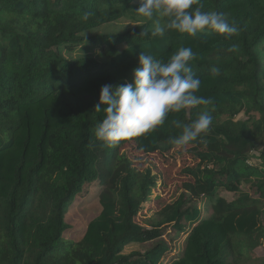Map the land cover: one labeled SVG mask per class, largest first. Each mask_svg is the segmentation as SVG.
I'll use <instances>...</instances> for the list:
<instances>
[{
  "label": "trees",
  "instance_id": "16d2710c",
  "mask_svg": "<svg viewBox=\"0 0 264 264\" xmlns=\"http://www.w3.org/2000/svg\"><path fill=\"white\" fill-rule=\"evenodd\" d=\"M202 3L204 11L226 14L238 33L142 36L150 25L134 12L141 0H0V264H162L172 250L163 239L169 230L183 240L175 264H264L235 242L255 215L264 221V151L255 154L264 142V0ZM85 11L93 13L86 22ZM126 17L139 24L91 34ZM85 46L100 57L91 49L77 51ZM180 46L196 53L190 64L201 80L197 95L214 104L170 113L155 131L115 146L97 140L96 126L105 116L95 111L102 86L132 82L142 51L167 60ZM62 50L78 53L69 59ZM205 110L213 116L210 129L187 144L218 146L195 151L205 161L187 171L203 207L183 192L150 224H140L136 218L155 181L150 171L129 166L116 193L104 186L97 195L99 213L85 226L83 241L65 245L72 228L68 209L99 180L100 165L113 176L127 143L149 153L177 148L169 142L182 131L174 121L190 124ZM225 113L245 116L236 132L219 126ZM261 238L264 243V230ZM144 244L153 245L125 252Z\"/></svg>",
  "mask_w": 264,
  "mask_h": 264
},
{
  "label": "clouds",
  "instance_id": "9594fccd",
  "mask_svg": "<svg viewBox=\"0 0 264 264\" xmlns=\"http://www.w3.org/2000/svg\"><path fill=\"white\" fill-rule=\"evenodd\" d=\"M202 0H141L134 12L150 26L140 35L163 38L175 31L195 37L206 30L231 38L238 33V26L231 23L226 14L204 11ZM93 15L83 12L86 22ZM235 51V47L229 49ZM196 59L191 47L180 46L167 60L157 58L150 51H142L138 66L133 69V81L115 85H103L95 111L105 113L96 126L95 137L111 147L121 141L139 138L155 131L164 124L170 113L213 105L211 98L197 95L201 80L195 75L190 62ZM215 74L217 68H212ZM101 104L104 105L101 109ZM210 111H201L190 124L174 121L181 133L170 137L177 147L185 146L206 133L212 124Z\"/></svg>",
  "mask_w": 264,
  "mask_h": 264
},
{
  "label": "rangeland",
  "instance_id": "374dc122",
  "mask_svg": "<svg viewBox=\"0 0 264 264\" xmlns=\"http://www.w3.org/2000/svg\"><path fill=\"white\" fill-rule=\"evenodd\" d=\"M138 24L139 23L132 18L126 17L108 23L100 27L98 30L91 32V34L122 33L134 28ZM84 48L91 49V51L95 52L97 57H100L97 53L98 50L96 48L94 50L92 46L79 47L77 51H83ZM62 51V54L69 59L74 58L78 53L67 54L65 50ZM217 116L221 117V114H217ZM244 118L245 116L242 115L239 118L233 119L228 117L227 113H225L222 115V121L219 126L226 128L231 132H236L239 128L240 120ZM94 149L100 157L103 156L102 147L99 142L95 144ZM209 149L217 150L218 146H206L204 144L185 145L166 153L159 151L149 153L146 151H138L133 143L123 145L121 148L120 160L114 175L109 176L107 171L102 168V165H100L101 175L99 180L87 184L83 191L77 196L72 206L68 209L67 220L72 228L64 235L65 245L69 242L83 241L82 232L84 231L85 226L99 213L97 195L104 186H109L116 193L120 180L128 173L129 166L137 172L145 175L150 171L149 173H151V176L155 181V184L152 186L150 197L143 204V209L136 218V221L140 224H150L151 220L155 218L156 214L165 205L176 200L183 192L189 197H192V201L197 202L199 206L203 207V203L193 197L194 191L192 190L191 184L192 178L187 171L196 165H202L205 161V159L195 157L194 152ZM260 151H264V142L259 144V150H256L255 154L257 153V155H259ZM261 160L262 159H260V161ZM255 161L260 163L258 158H256ZM242 187L251 192L250 185L248 186L243 183ZM253 218L254 224H252L253 222L246 223L245 231H242L243 234L235 236V242L238 250L244 252L247 256L264 258V243L261 238V231L264 230V221L261 214L259 216L255 215ZM175 235L176 232L169 230L168 234L163 237V239L171 245L172 250L164 257L162 264H175L178 259L176 253L183 240H175L177 239ZM152 245L153 244L131 245L125 249V252L129 253L133 250L145 251ZM81 246H83V243H81ZM84 250L93 255L89 249L84 247Z\"/></svg>",
  "mask_w": 264,
  "mask_h": 264
}]
</instances>
